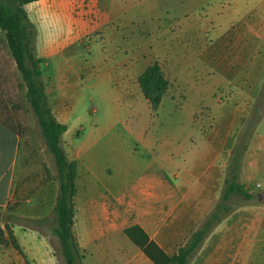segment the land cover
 I'll return each mask as SVG.
<instances>
[{
	"label": "rangeland",
	"instance_id": "obj_1",
	"mask_svg": "<svg viewBox=\"0 0 264 264\" xmlns=\"http://www.w3.org/2000/svg\"><path fill=\"white\" fill-rule=\"evenodd\" d=\"M27 7L37 29V55L45 59L44 66L48 67L43 79L51 106L60 120L64 117L68 120L69 131L63 134L64 146L71 142L79 145L83 140L82 132L86 134L96 125L103 130L112 124L116 126L113 129L115 138L120 143L125 142L130 149L138 146L136 138L132 139L135 143L130 144L128 129L141 138L145 137V131L154 135L159 140L156 146L162 151L191 140L201 147L217 146L219 136L224 137L226 133V123H233L232 142L227 144V151L231 153L226 159L231 160L235 149L242 153L239 180L248 185L255 196L247 201L232 196L231 211L212 230L221 234V242L231 237V243L227 245L230 260L225 264H264V239L260 242L253 239L264 216V198L260 196L264 190V146L260 136L264 131L258 130L262 117L250 114L257 101L249 102L250 113L245 117L232 119L226 113L240 98V86L233 81L242 74L241 64H235L230 73H224L208 62L209 52L206 51L195 54L189 67L185 66L171 76L170 64L161 51L155 50L163 45L164 29L169 30L170 36L174 33L184 36L190 31L187 26L193 24L195 31L203 33L210 42L220 34L244 28V23H264V0H113L115 16L112 19L97 12L87 0H77L71 8L68 0L36 1ZM101 26L106 29H97ZM238 42L232 41L233 52L239 49ZM146 47L149 49L139 55L137 70L148 65V60H158V56L173 83L158 109H154L143 95L138 77L129 81L119 76L103 77L111 62L131 55L132 50ZM11 73L14 80L6 86L7 103L15 111H6L4 116L14 124L18 123L22 133L17 165L22 169V176L18 182L20 189L13 200L7 207L0 206V239L11 245L15 238L23 245L22 254H12L17 264H41L34 261L33 229L34 224H40L41 232L48 234L55 246L48 244L45 247L48 252L44 263L65 264L54 229L56 222L36 223L33 216H19L16 212V207H21L22 214H34V192L42 184L48 185L43 190L45 197H51V189L55 190L56 201L59 181L54 155L45 143L28 100L23 76L21 80L16 73ZM176 76L188 80L178 86ZM179 87H183V92ZM259 104L262 111L264 101ZM109 135L110 132L106 136ZM227 170L226 167V173ZM81 215L85 221L82 225L86 228L83 211ZM6 253L11 254L10 250ZM94 258V264H104L103 257ZM110 263L109 255L106 264Z\"/></svg>",
	"mask_w": 264,
	"mask_h": 264
},
{
	"label": "crops",
	"instance_id": "obj_2",
	"mask_svg": "<svg viewBox=\"0 0 264 264\" xmlns=\"http://www.w3.org/2000/svg\"><path fill=\"white\" fill-rule=\"evenodd\" d=\"M40 1L49 0H37ZM68 1L71 8L77 0ZM87 1H91L94 9L108 18L115 16L113 0ZM30 3L26 4L25 8L35 24L27 7ZM243 25L244 28L239 27L231 33L220 34L210 42L203 33L198 34L195 31L193 24L187 26L190 31L184 36L179 33L170 36L169 30L164 29L163 45H159L155 50L161 51L162 57L170 64L173 69L171 76L181 72L183 67H189L195 54L206 51L209 52L206 57L208 62L213 64L214 69H220L224 73H230L235 64H241L242 74L233 83L240 86L239 101H243H237L226 111L227 116L232 119L245 117L250 113L249 102L257 101L254 110L262 117L258 130L264 131V106L261 111L259 104L264 101V23ZM97 29L106 28L101 26ZM232 41H239L237 46L240 47L236 52H233ZM148 49L146 47L142 50H132L131 55L128 54L115 63L111 62L103 77L119 76L126 81L135 79V76L139 77L153 62L148 60V65L137 70L140 53ZM35 52L37 54L36 49ZM156 59L159 61L161 58L157 56ZM12 71L22 80V73L16 65L5 31L0 28V119L5 121H9L4 116L6 111H15V108L7 103L9 98L6 86L14 80ZM179 77L176 76L178 86L188 80ZM171 79L168 88L173 85ZM179 88L183 92V87ZM61 120L68 125L67 118ZM226 126V133L224 137L219 136L220 143L217 146L208 144L201 147L191 140L182 144L179 142L178 147L162 151L156 146L159 140L155 139L154 135L145 131V137L141 138L128 129L130 144L132 139L136 138L138 146L137 149L134 146L130 149L126 147L125 142L120 143L115 138L114 124L103 130L96 125L86 134L82 132L83 140L79 145L71 142L69 146H65L68 156L78 161L73 233L81 252L82 263L94 264V256H97L103 257V263L106 264L110 255V264H155L124 232L126 227L134 224L140 225L149 237L169 254L175 253L185 244L192 231L214 210L222 195L228 165L226 157L231 153L229 149V153L227 151V144L232 142L233 123L228 122ZM68 131L69 126L66 133ZM108 132L110 135L106 136ZM260 137L264 146V132ZM21 150V135L0 121L1 207H7L20 189L18 182L22 169L17 165ZM45 188H48V185L42 184V187L34 192V214H22L24 212L21 207H16L17 214L33 216L34 219L52 214L56 192L51 189L52 196L45 197ZM261 197L264 198V190ZM27 202H30V199ZM82 211L85 214L86 228L90 229L88 233L82 225L85 223ZM33 229L34 261L45 264V255L48 252H45V247L48 244L55 246L48 234L42 233L35 226ZM12 230L15 235V225ZM220 237L221 234L212 230L188 264H225V261L230 260L231 253L227 245L231 243V237L226 238L225 242H221ZM246 238V235L242 237L244 241ZM253 239L257 242L264 239V216L261 217ZM18 243L23 246L19 241ZM7 250H10L11 254L6 253ZM20 253L14 246L0 241V264H17L12 254L19 256Z\"/></svg>",
	"mask_w": 264,
	"mask_h": 264
},
{
	"label": "trees",
	"instance_id": "obj_3",
	"mask_svg": "<svg viewBox=\"0 0 264 264\" xmlns=\"http://www.w3.org/2000/svg\"><path fill=\"white\" fill-rule=\"evenodd\" d=\"M33 1L37 0H2L0 28L5 31L16 65L22 73L28 100L41 128L45 143L50 142L48 147L54 155L57 166L59 191L53 212L48 216L35 218L34 221L47 223L49 220L52 223L54 220L56 222L54 229L60 240L65 264H83L81 252L73 233L78 161L68 156L64 146L63 134L68 129V125L57 117L51 106L48 89L43 79L48 67L44 66L45 59L35 52L36 29L25 8L26 4ZM138 81L145 98L154 109H158L170 84L162 64L158 60L151 62L139 75ZM255 115L259 117L256 110L251 116ZM8 120L0 119L8 128L22 137L19 124L12 123L9 118ZM241 158L242 153L235 149L227 165L224 188L217 205L175 253H167L138 224L126 227L124 232L142 248L155 264H188L216 224L231 211V197L237 195L247 201L255 196L250 187L239 180ZM34 226L40 228L41 225L34 224ZM0 241L3 240L0 239ZM11 245L23 253L22 247L15 238Z\"/></svg>",
	"mask_w": 264,
	"mask_h": 264
},
{
	"label": "water",
	"instance_id": "obj_4",
	"mask_svg": "<svg viewBox=\"0 0 264 264\" xmlns=\"http://www.w3.org/2000/svg\"><path fill=\"white\" fill-rule=\"evenodd\" d=\"M47 145L50 146V142H47ZM261 196V195H260Z\"/></svg>",
	"mask_w": 264,
	"mask_h": 264
}]
</instances>
